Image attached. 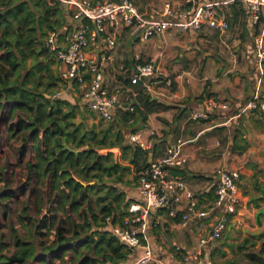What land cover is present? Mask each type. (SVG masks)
Instances as JSON below:
<instances>
[{
	"label": "trees",
	"instance_id": "1",
	"mask_svg": "<svg viewBox=\"0 0 264 264\" xmlns=\"http://www.w3.org/2000/svg\"><path fill=\"white\" fill-rule=\"evenodd\" d=\"M72 16L50 0H0V141L15 160L0 169V264L130 261L131 251L109 226L124 225L134 200L116 185H132L126 178L130 173L138 185L151 154L131 144L127 135L168 107L134 85L124 91L127 105L121 104L113 121L100 118L90 125L79 102L59 97L60 86L80 88L61 77L62 62L47 46V37L55 32L60 49L74 30ZM83 22L94 28L92 20ZM114 149L122 151L120 158ZM10 167L23 174L18 188ZM173 174L185 176L181 168ZM158 213L181 222V212L175 217L165 208ZM250 256L264 264V246Z\"/></svg>",
	"mask_w": 264,
	"mask_h": 264
},
{
	"label": "crops",
	"instance_id": "2",
	"mask_svg": "<svg viewBox=\"0 0 264 264\" xmlns=\"http://www.w3.org/2000/svg\"><path fill=\"white\" fill-rule=\"evenodd\" d=\"M200 1L134 0L140 16L146 20H163L166 4L174 9H191ZM225 15L230 22V29L225 32L208 27L199 31L173 27L142 41L124 30L105 72L107 86L130 85L128 81L138 61L155 60L159 73L149 93L168 109L150 114L146 126L138 132L152 140L158 136L162 138L160 143L167 142L154 143L151 161L164 155L168 145L186 137L187 140H181L182 154L187 158L181 179L198 197L202 208L216 198L219 168L241 174L238 212L222 237L206 248L201 247L200 238L212 228V218L183 227L158 211L149 214L147 235L156 264H192L186 257L199 250L208 253L216 264H260L259 257L250 255H259L264 246V112L251 110L248 104L256 97L264 98V63L255 57V33L246 9L232 5L225 8ZM130 40L133 42L128 45ZM61 68L62 65L60 73ZM64 88L65 85L59 87L64 99L79 102L75 91L68 94ZM125 94L122 106L127 105L129 98ZM208 100L227 108L214 109L208 120H193V112L204 110ZM85 106L88 109H82L88 119H95L98 114H91L86 103ZM223 132L224 144L220 140ZM132 184L128 198L133 203L142 201L138 185ZM187 205L185 199L182 209ZM242 245L246 246L241 249ZM180 251L183 258L177 253Z\"/></svg>",
	"mask_w": 264,
	"mask_h": 264
},
{
	"label": "built area",
	"instance_id": "3",
	"mask_svg": "<svg viewBox=\"0 0 264 264\" xmlns=\"http://www.w3.org/2000/svg\"><path fill=\"white\" fill-rule=\"evenodd\" d=\"M63 4L71 13L74 30L57 44V35L51 32L47 46L57 51L62 62L61 77L68 83L76 82L91 111L105 122L115 119L121 107L124 91H132V86L141 85L147 91L153 87V79L159 68L155 60L138 63L130 76V85L111 88L106 84L105 72L112 53L119 46L122 31L128 30L133 37L143 41L165 33L173 27L183 30H201L208 27L220 32L230 29L225 8L242 5L254 30V54L259 63H264V0H201L196 8L174 9L166 4L163 20H146L138 12L134 0H50ZM194 0H187L191 3ZM84 19L92 20L94 28L84 24ZM227 108L215 100H208L204 110L195 111L193 120H208L217 108ZM251 110L264 112V98L256 97L248 104ZM129 142L144 150H151L152 140L144 139L139 132L130 134ZM183 141L178 140L167 146L165 154L151 161L149 167L140 174L138 190L142 201L132 203L130 216L124 225H110L112 233L136 256L134 264H156V255L149 243L148 217L152 211L166 209L170 217L181 212V224L187 227L199 220L212 218V228L200 238L201 247L219 240L232 218L237 214L241 202L239 171L219 168L216 171V198L202 208L198 197L188 188L185 181L173 174L176 168H183L187 158L182 154ZM188 205L183 207V201ZM186 261L192 264H216L204 250L187 255Z\"/></svg>",
	"mask_w": 264,
	"mask_h": 264
},
{
	"label": "rangeland",
	"instance_id": "4",
	"mask_svg": "<svg viewBox=\"0 0 264 264\" xmlns=\"http://www.w3.org/2000/svg\"><path fill=\"white\" fill-rule=\"evenodd\" d=\"M143 41V40H142ZM64 90L66 92H68V94L70 92H76L77 93V100H79V102H81L82 106H84L86 109H88L86 106H85V102H84V99H83V93L78 90V89H75L71 86H67L66 88H64ZM61 91L59 92V97L63 98L65 97L64 96H61ZM92 114V113H91ZM95 114V113H93ZM96 115V114H95ZM87 122L91 125L93 123H99L100 122V117L98 115H96V118L95 119H88ZM188 126V125H187ZM202 126L200 125L199 128H201ZM222 129V128H221ZM226 134L223 132V134L221 135L220 137V140L222 141V143L224 144L225 140H226ZM5 136V135H4ZM129 136V135H128ZM186 137H182L181 140L184 141ZM217 138V137H216ZM144 139H148V140H152L151 138H146L144 137ZM162 138H159L158 136L155 137L154 140H152L154 143H158L157 145H160V144H163L165 142H159ZM128 140H129V137H128ZM187 140V139H185ZM167 144V142L165 143ZM226 149V148H225ZM114 152L115 154L117 155V157H121L122 156V151L120 149H114ZM122 163H124L125 165H128L129 164V161L128 160H125V159H120ZM8 161H15L14 158H12V155L10 153V150L8 149V146H5V145H2L1 141H0V169L1 168H4V167H7V164H8ZM9 174H10V178L14 179L15 181V188H18L20 183H21V180H22V177H23V174H19L17 169L14 168V167H10L9 168ZM11 173L13 174V177L11 175ZM126 178H129V180L133 181L135 183V180H134V174L133 173H130L126 176ZM24 181H26V177L24 178ZM4 186V183L0 182V187H3ZM116 187L120 190H124L127 192V195L129 193V191L132 190V187H134V185H123V184H117ZM18 191V190H17ZM181 258V257H180ZM135 259H136V256H133L130 258V261H129V264H134L135 262Z\"/></svg>",
	"mask_w": 264,
	"mask_h": 264
},
{
	"label": "water",
	"instance_id": "5",
	"mask_svg": "<svg viewBox=\"0 0 264 264\" xmlns=\"http://www.w3.org/2000/svg\"><path fill=\"white\" fill-rule=\"evenodd\" d=\"M131 42H133V40H130V43L128 45L131 44ZM77 153V151H75ZM80 181V180H79ZM93 183H90V184H86V183H83L84 186H88V185H92Z\"/></svg>",
	"mask_w": 264,
	"mask_h": 264
}]
</instances>
